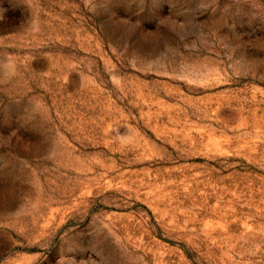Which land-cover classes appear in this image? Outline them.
I'll return each instance as SVG.
<instances>
[{
	"label": "rangeland",
	"instance_id": "obj_1",
	"mask_svg": "<svg viewBox=\"0 0 264 264\" xmlns=\"http://www.w3.org/2000/svg\"><path fill=\"white\" fill-rule=\"evenodd\" d=\"M0 264H264V0H0Z\"/></svg>",
	"mask_w": 264,
	"mask_h": 264
}]
</instances>
